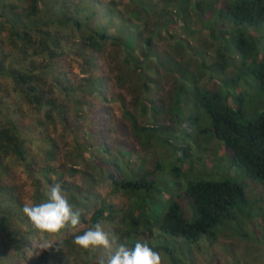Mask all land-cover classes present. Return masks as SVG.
<instances>
[{
    "label": "rangeland",
    "instance_id": "rangeland-1",
    "mask_svg": "<svg viewBox=\"0 0 264 264\" xmlns=\"http://www.w3.org/2000/svg\"><path fill=\"white\" fill-rule=\"evenodd\" d=\"M104 1L116 8L119 14L126 16L132 25H137L143 38L153 33L156 48L161 54L163 53V57L169 53L171 58L178 62L180 69L171 72L170 69L162 67L161 76L158 71V75L162 77L159 81L160 88H152L156 93L145 94V97H142V92L135 88L141 85L142 79L137 72L129 71L120 45L106 43L102 52L93 54L97 67L92 66L88 72L81 71L85 63L80 59L70 61L69 70L77 78L89 74L104 75L110 79L108 81L110 104L107 105L106 112L111 115L112 126L120 125L125 129L124 132L115 129L109 132L106 146L111 153L115 154L116 150L131 151V171L134 172L151 170L156 160L168 161L167 169L162 172L163 176L158 187L144 201L135 193L113 191L112 184L107 179L95 180L96 177L91 174V169L106 150L97 146L94 136L88 137L87 142L83 140L87 138L86 129L96 126V122L92 119L97 107L105 102L95 104L88 102L90 107L86 111H84L85 107L81 108V106H76L77 112H73L74 108H71L67 123L62 124L63 122L58 120L56 127L51 125V130L48 132L58 141L56 144L58 147L54 150L55 161L51 163L62 172L60 178L53 175V184L58 183L55 179L59 178L69 186L71 183L76 184V187H71V192L77 193L79 189L89 188L86 196L92 208L98 207L99 200L113 205V217L108 216L109 211H106L104 215L107 217L99 224L109 233L110 239H115L114 248L121 244L130 248L131 241L138 240L159 253L161 264H264V180L249 178L243 168L232 165L228 149L211 131V116L202 111L200 118L194 120L191 116L196 113L195 104L188 97L182 104L185 119L178 120L175 113L162 111V109L165 111L176 98L173 86L176 78L188 89L202 87V91L211 89L220 92L233 107H237L234 103H239L241 112L238 116L239 121L253 120L264 110V90L252 71L258 60L264 56V22L259 26L247 22L242 24L234 22L227 11V6L243 0H202L200 6L202 9L197 7L200 0ZM161 3H165L168 12H161L157 8ZM96 18L102 20L99 14ZM167 18L171 20L165 25L163 22ZM128 20L110 18L109 33L123 37L126 32L132 31ZM181 21L187 22L188 26ZM160 23L163 24L159 26ZM241 32L245 38L254 40V48L246 57L232 44V36ZM158 34L160 35L157 37ZM72 40L74 39L70 41ZM77 44L80 46L78 41L72 46ZM70 55L65 56L66 61L69 60ZM224 60L226 64H223L225 66L223 69L221 64L216 63ZM69 79L72 80V76ZM51 84L53 86L52 81ZM76 86L81 88L78 83ZM153 100L159 101L157 103L161 112L157 115L153 114L151 120L149 113L143 111L140 101L152 105ZM35 119L32 116L27 121V127L24 122L22 133L28 139L29 155L36 154L35 161L41 164L44 161L48 162L45 155L48 145L45 141H40L36 146L33 143L40 140L43 134L35 128L31 132L32 127H35ZM78 121H81L80 124ZM72 123H74L73 127ZM148 126L154 127L156 134L143 130ZM167 127L173 130H164ZM167 132H170L171 137L164 139L162 134ZM158 134L160 139L156 136ZM78 142L84 145V149L87 143H91L90 149L94 151V155L89 156L86 150L83 156H78L75 149ZM130 144L133 146L127 147ZM125 152L128 154V151ZM104 162L107 168L108 160L104 158ZM3 165L6 166L7 171H10L9 180L6 181L18 182V176L20 177L22 202L35 203L39 194L37 189L47 195L48 190L43 187L38 188L33 181L26 179L28 174L22 163L8 157L3 161ZM172 166H177L178 170L171 169ZM33 167L39 169L37 165ZM72 167L78 169L73 175H71ZM86 174H89L90 181L94 180L92 183L86 181ZM225 178L242 183L247 202L236 206L234 218L225 219L216 226L214 235H204L197 243H191L185 238L173 237L158 227L155 220L161 216L164 206L166 207L171 200H176L182 206L185 217L192 219L191 206L185 195L188 183ZM177 189H180L179 196ZM86 196L80 198L84 199ZM131 215L139 217L142 220L141 224L131 223ZM86 218H89L88 215ZM144 218L153 221V224L148 226ZM87 223H80L77 228L69 231L64 229L56 235L49 234L46 244L49 248L56 247L53 252L49 251L50 257L46 264H101V261L107 258L108 250L96 247L89 248L83 253L79 246L74 244V238L68 237L71 232L83 233L89 229ZM59 246L62 249L59 248L57 252ZM162 246H167L172 253L162 251ZM10 252L14 250L11 249ZM166 257L170 258L169 261ZM26 262L24 260L19 264H27ZM8 264L15 263L8 261Z\"/></svg>",
    "mask_w": 264,
    "mask_h": 264
},
{
    "label": "trees",
    "instance_id": "trees-1",
    "mask_svg": "<svg viewBox=\"0 0 264 264\" xmlns=\"http://www.w3.org/2000/svg\"><path fill=\"white\" fill-rule=\"evenodd\" d=\"M201 5L202 0L197 7L202 9ZM157 8L161 12L167 11L165 3H161ZM227 11L236 24L247 22L259 26L264 22V0H243L229 4ZM98 14L102 20L96 18ZM114 17L122 21L128 20L104 0H92V2L91 0H0V264H8V261L19 264L24 260L27 264H46L50 257L49 251L53 252L56 247H46L50 235L36 229L22 213L21 208L25 202H22L20 195V184L22 185L19 182L20 177L18 176V182L6 181L9 180L10 171H7L3 161L8 157L15 162L19 161L28 174L26 179L33 181L38 188L43 187L48 190L49 185L54 183L53 175L60 178L62 173L51 163L55 161L54 150L58 147L56 145L58 141L48 132L51 130V125L56 127L58 120L63 122L62 124L67 123L71 108H74L73 112H77L76 106H81V108L85 107L84 111H86L90 107L88 102L94 104L105 102L97 107L92 119L96 122V126L86 129L87 138L83 140L87 142L88 137L94 136L97 146L106 150V153L96 161L95 166L90 167L91 174L96 177L95 180L107 179L112 184L113 191L135 193L144 201L158 187L163 176L162 172L167 169L168 161L156 160L151 170L134 172L131 171V151L116 150L115 154L111 153L106 146L109 132L113 129L124 132L125 129L120 125L112 126L111 115L106 112L107 105L110 104L108 95L110 79L104 75L89 74L77 78L69 70V62L80 59L85 63L81 71L88 72L92 66L97 67L93 54L102 52L106 43L120 45L129 71L137 72L142 79L141 85L135 88L142 92V97H145V94L156 93L152 88H160L162 67L170 69L171 72L180 69L178 62L176 63L169 53L163 57V53L161 54L156 48L153 33L143 38L137 25H132L129 20L128 24L132 31L126 32L123 37L109 33L108 21ZM170 20L167 18L163 23L167 25ZM181 22L188 26L187 22ZM71 39L74 40L70 41ZM77 41L80 42V46L78 44L72 46ZM232 44L244 57L254 48V40L245 38L243 32L232 36ZM67 55H70V58L66 61ZM223 62L226 64L225 60ZM252 71L264 90V56L258 60ZM70 76L72 80L69 79ZM176 80L174 78L173 82L176 98L165 111L163 109L162 111L175 113L178 120L185 119L182 104L188 97L195 104L196 113L191 116L194 120L200 118L202 111L211 116L212 132L228 149L232 165L243 168L249 178L264 180V110L253 120L241 122L238 120L241 113L238 102L234 103L238 105L235 108L218 91L211 89L202 91V87L188 89ZM119 81L122 83L121 80ZM76 83L81 88H77ZM140 102L143 111L149 113L150 118L153 114L157 115L161 112L157 100H153L152 105ZM32 116L36 119L35 127L31 126V132L38 129L43 133L41 139L33 143L36 146L40 141H45L48 145L45 153L48 162L44 161L41 164L35 161L36 154L29 155L28 139L22 133L24 122L27 127V121ZM80 122L78 121L79 124ZM170 129L172 128H164L166 131ZM143 130L156 134L154 127H144ZM162 135L164 139L171 137L170 132ZM156 136L160 139L159 134ZM132 146L130 144L127 147ZM85 147L84 149V145L78 142L75 145L77 155L83 156L87 150L89 156H93L91 143H87ZM125 151H128V154ZM104 158L108 160V169L105 167ZM33 165H37L39 169H34ZM171 169L178 170V167L172 166ZM77 171L76 167H72L71 175ZM59 178L55 180L62 184L70 202L81 212V223L88 222L91 228L107 217L104 215L106 211H109L108 216L113 217L114 210L111 203L99 200L98 207L92 208L86 196L89 188L79 189L77 193L71 192V187H76V184L71 183L69 186ZM86 181L92 183L94 180L90 181L89 174H86ZM37 191L39 194L35 203L44 202L47 195L44 192L40 193L39 189ZM176 192L179 196L180 189ZM185 195L191 206L192 219H187L182 206L176 200H171L155 221L158 227L169 235L185 238L191 243H197L204 235H214L215 227L225 219H233L234 208L247 202L242 183L230 178L191 181L185 189ZM83 196L86 197L80 198ZM87 215L89 218H86ZM130 218L131 223L136 225L142 222L139 217L131 215ZM144 221L148 226L153 224L148 218H144ZM77 233L82 232H71L68 237L74 238ZM137 242L138 240H132L130 248ZM162 247V251L172 253L167 246ZM59 248L61 246L57 248V252ZM79 248L83 253L87 251ZM11 249L14 252H10Z\"/></svg>",
    "mask_w": 264,
    "mask_h": 264
},
{
    "label": "clouds",
    "instance_id": "clouds-1",
    "mask_svg": "<svg viewBox=\"0 0 264 264\" xmlns=\"http://www.w3.org/2000/svg\"><path fill=\"white\" fill-rule=\"evenodd\" d=\"M224 63L219 62L223 69ZM21 211L36 229L47 234H58L64 229L76 228L81 223V212L70 202L59 182L49 185L44 202L26 203ZM73 242L83 249L102 247L108 250V256L101 264H161L159 253L146 243L137 242L132 248L121 244L114 248L115 239H110L109 233L100 224L76 235Z\"/></svg>",
    "mask_w": 264,
    "mask_h": 264
}]
</instances>
